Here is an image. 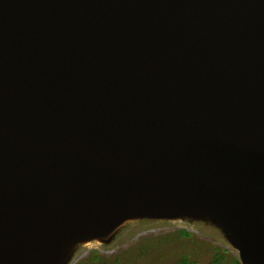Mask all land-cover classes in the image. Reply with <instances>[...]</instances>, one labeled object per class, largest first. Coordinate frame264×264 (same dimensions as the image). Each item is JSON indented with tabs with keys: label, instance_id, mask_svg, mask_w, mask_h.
<instances>
[{
	"label": "water",
	"instance_id": "1",
	"mask_svg": "<svg viewBox=\"0 0 264 264\" xmlns=\"http://www.w3.org/2000/svg\"><path fill=\"white\" fill-rule=\"evenodd\" d=\"M174 216L264 264V0H0V264Z\"/></svg>",
	"mask_w": 264,
	"mask_h": 264
},
{
	"label": "rangeland",
	"instance_id": "2",
	"mask_svg": "<svg viewBox=\"0 0 264 264\" xmlns=\"http://www.w3.org/2000/svg\"><path fill=\"white\" fill-rule=\"evenodd\" d=\"M226 235L229 236L223 225L213 218L207 223L179 216L129 220L107 242L92 240L74 248L65 264H86L93 255L109 264H177L182 255L195 249L199 255L193 257L200 264L209 263L216 249L238 258V251ZM186 256L192 257L190 254Z\"/></svg>",
	"mask_w": 264,
	"mask_h": 264
},
{
	"label": "trees",
	"instance_id": "3",
	"mask_svg": "<svg viewBox=\"0 0 264 264\" xmlns=\"http://www.w3.org/2000/svg\"><path fill=\"white\" fill-rule=\"evenodd\" d=\"M189 241L191 242L193 240L191 239ZM194 244H196V243H194ZM202 249H204V248H202ZM187 254L192 255V257L186 256ZM187 254L182 255L181 259L177 262V264H200L199 261L195 260L193 257V255H195L197 257V254H198L197 249H195L193 252L188 251ZM86 264H109V263L107 260H104L103 258L99 257L98 255H93L92 257H90L88 259ZM171 264H176V263H171ZM206 264H240V261H239V258L233 256L229 252L216 249L214 254L212 253V259L210 260L209 263H206Z\"/></svg>",
	"mask_w": 264,
	"mask_h": 264
}]
</instances>
